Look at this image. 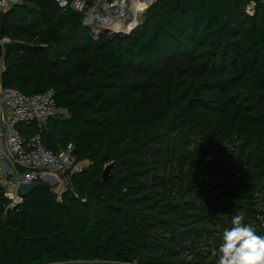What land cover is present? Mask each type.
I'll list each match as a JSON object with an SVG mask.
<instances>
[{
	"label": "trees",
	"instance_id": "16d2710c",
	"mask_svg": "<svg viewBox=\"0 0 264 264\" xmlns=\"http://www.w3.org/2000/svg\"><path fill=\"white\" fill-rule=\"evenodd\" d=\"M250 1L156 0L115 38L54 0L0 15L2 86L53 89L65 113L20 134L72 147L76 167L13 206L0 185V264H218L233 216L264 235V2L250 16Z\"/></svg>",
	"mask_w": 264,
	"mask_h": 264
},
{
	"label": "built area",
	"instance_id": "2783aa9c",
	"mask_svg": "<svg viewBox=\"0 0 264 264\" xmlns=\"http://www.w3.org/2000/svg\"><path fill=\"white\" fill-rule=\"evenodd\" d=\"M250 1L245 11L252 16L257 2ZM21 0H0V15L7 12ZM63 10L83 14V23L89 24L93 37L105 33L129 34L141 21L142 15L156 0H54ZM144 7V8H143ZM143 9V10H141ZM124 26L126 29H118ZM107 36V35H106ZM2 43L8 42L3 39ZM0 42V43H1ZM4 64L0 61V185L5 189L11 206L21 201L17 187L21 183L43 181L50 183L67 181V172L75 171L72 147L52 152L41 141L40 134L24 139L19 127L34 124L42 131L47 121L57 116L54 91L25 95L17 89L3 87L1 74ZM61 176H63L62 179Z\"/></svg>",
	"mask_w": 264,
	"mask_h": 264
},
{
	"label": "clouds",
	"instance_id": "9594fccd",
	"mask_svg": "<svg viewBox=\"0 0 264 264\" xmlns=\"http://www.w3.org/2000/svg\"><path fill=\"white\" fill-rule=\"evenodd\" d=\"M244 217L235 215L222 234L218 264H264V235H259Z\"/></svg>",
	"mask_w": 264,
	"mask_h": 264
},
{
	"label": "water",
	"instance_id": "95a60500",
	"mask_svg": "<svg viewBox=\"0 0 264 264\" xmlns=\"http://www.w3.org/2000/svg\"><path fill=\"white\" fill-rule=\"evenodd\" d=\"M16 5V4H15ZM14 6V5H13ZM12 6V7H13ZM86 28L89 29V24H85L84 25ZM2 28H3V22L0 21V32L2 31ZM107 35V36H106ZM118 35H121V33H117V32H113V33H101V34H98L97 37L98 38H104V37H109V38H115L117 37ZM62 179L63 176H61ZM103 179L104 180H107V169H105L104 171V174H103ZM65 180V179H64ZM39 186V183L38 182H32V183H21L18 185L17 187V193L18 195L21 197V198H24L26 196H28L30 193H32L37 187Z\"/></svg>",
	"mask_w": 264,
	"mask_h": 264
},
{
	"label": "rangeland",
	"instance_id": "374dc122",
	"mask_svg": "<svg viewBox=\"0 0 264 264\" xmlns=\"http://www.w3.org/2000/svg\"><path fill=\"white\" fill-rule=\"evenodd\" d=\"M60 114H65V113L64 112H62V113L58 112L57 115H60ZM49 184L53 187V189L55 191L59 192L66 187L67 181H65V182L62 181V182L56 183V180H54V181H51Z\"/></svg>",
	"mask_w": 264,
	"mask_h": 264
},
{
	"label": "bare ground",
	"instance_id": "6f19581e",
	"mask_svg": "<svg viewBox=\"0 0 264 264\" xmlns=\"http://www.w3.org/2000/svg\"><path fill=\"white\" fill-rule=\"evenodd\" d=\"M144 8V7H143ZM143 10V9H141ZM118 29H122V30H125L126 28L124 26H119Z\"/></svg>",
	"mask_w": 264,
	"mask_h": 264
}]
</instances>
